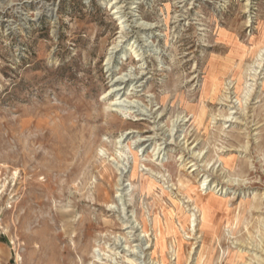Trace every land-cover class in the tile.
Masks as SVG:
<instances>
[{"label":"rangeland","instance_id":"1","mask_svg":"<svg viewBox=\"0 0 264 264\" xmlns=\"http://www.w3.org/2000/svg\"><path fill=\"white\" fill-rule=\"evenodd\" d=\"M264 264V0H0V264Z\"/></svg>","mask_w":264,"mask_h":264},{"label":"bare ground","instance_id":"2","mask_svg":"<svg viewBox=\"0 0 264 264\" xmlns=\"http://www.w3.org/2000/svg\"><path fill=\"white\" fill-rule=\"evenodd\" d=\"M141 264H143V263L141 262Z\"/></svg>","mask_w":264,"mask_h":264}]
</instances>
